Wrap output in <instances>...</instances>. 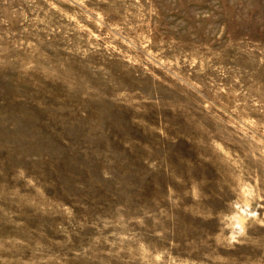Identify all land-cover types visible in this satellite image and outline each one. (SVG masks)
I'll use <instances>...</instances> for the list:
<instances>
[{"label": "rangeland", "instance_id": "obj_1", "mask_svg": "<svg viewBox=\"0 0 264 264\" xmlns=\"http://www.w3.org/2000/svg\"><path fill=\"white\" fill-rule=\"evenodd\" d=\"M0 264H264V0H0Z\"/></svg>", "mask_w": 264, "mask_h": 264}]
</instances>
